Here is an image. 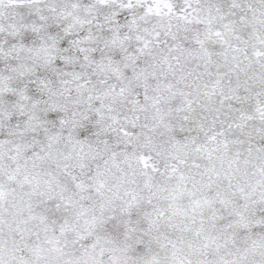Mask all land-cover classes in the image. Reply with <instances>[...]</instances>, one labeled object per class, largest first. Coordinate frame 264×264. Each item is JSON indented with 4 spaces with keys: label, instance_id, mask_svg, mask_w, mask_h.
<instances>
[{
    "label": "snow or ice",
    "instance_id": "1",
    "mask_svg": "<svg viewBox=\"0 0 264 264\" xmlns=\"http://www.w3.org/2000/svg\"><path fill=\"white\" fill-rule=\"evenodd\" d=\"M0 264H264V0H0Z\"/></svg>",
    "mask_w": 264,
    "mask_h": 264
}]
</instances>
